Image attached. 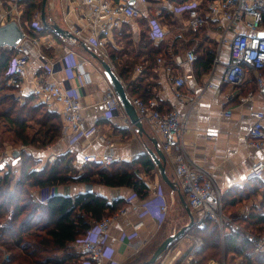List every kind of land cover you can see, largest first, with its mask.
Wrapping results in <instances>:
<instances>
[{
  "label": "crops",
  "instance_id": "obj_1",
  "mask_svg": "<svg viewBox=\"0 0 264 264\" xmlns=\"http://www.w3.org/2000/svg\"><path fill=\"white\" fill-rule=\"evenodd\" d=\"M73 1L79 0H50L46 20L49 25L53 22L57 23L69 32L80 29L82 35L79 41L72 44L66 36L60 34L56 36L51 32L39 33L42 53L45 55V58H42L39 55L38 47L30 39L23 40V43L31 50V55L26 65V74L22 78L21 88L25 96L30 95L33 86L41 79L57 80L66 86L73 87L80 100L85 122L88 126H96L98 134L106 138V142H101L97 135L82 137L71 145L73 133L65 129L63 138L57 146L49 150L50 154L72 150L75 155L74 164L78 169L83 156L94 152L106 153L113 151L115 154L122 156L123 160L134 159L140 154L147 153V147L155 149L152 138L156 137L158 140L160 138L146 124H144L146 133L140 134L137 128L132 125L125 110L116 113L112 119L107 117L103 100L106 92L113 87L102 64V60L106 58L98 53L99 51L94 45L85 41L87 36L92 34L93 25L81 19L82 12H87V9L78 7L74 10L75 5L72 6L71 3ZM194 1L202 8L203 0H190L189 2ZM131 2L141 8L142 15L137 19L122 17V25L114 30L109 38L108 47L117 50L122 49L120 41H123V37L129 32L132 33L135 43L142 39L144 33L148 34L155 45L169 43L168 49L171 58L163 55L159 56L165 58L166 63H159L158 57L151 69H144L139 64L134 69L131 79L139 81L144 93L157 97L163 111L175 108L181 112L183 117L187 118L185 143L188 152L200 165L214 170L219 183L224 186L226 192L233 188L243 189L249 182L246 180L247 172L253 164L264 157V151L248 146L244 138L254 122V118L250 116L251 111L263 107L264 92H256L248 101L241 102V95L257 88L253 75H248L246 83L242 86L235 87L224 83L221 85L220 90L208 88L202 93L204 81L209 73L197 77L194 66L192 68L188 61L182 65H177L174 62V55L183 54L190 48L187 46L189 42L187 33L190 31L189 14L187 9L184 8L187 3L172 2L170 0H133ZM19 22L24 28L22 22ZM33 22L35 24H32V27L36 32H40L47 26L41 15L35 17ZM171 28L180 29L172 41L170 40ZM210 29V33L217 43L221 25L213 24ZM24 31L26 32L25 28ZM26 33L32 36L28 32ZM119 35L122 38L117 41L116 37ZM175 42H178L176 43V49L173 48ZM71 51L73 54L67 60L70 62L72 59L83 65L85 68L84 80H80L77 71L74 77H70L68 74L64 56H69ZM60 58H63L61 60L62 67L58 66L60 69L50 74L46 65L52 63L51 59L58 60ZM221 58L223 61L230 59V49L227 45L223 48ZM111 63L116 70V63L112 58ZM171 66L176 69L177 76L186 74L190 76L192 73L195 76L194 78L188 77L186 85L181 88L186 94L182 99L176 94L174 76H170L167 71V68ZM138 67H141V71L137 70ZM223 73L224 67L220 66L214 75V81L220 82ZM228 96L229 99H227ZM194 98H198L197 101H194ZM227 109L232 110L231 116H225L222 113L223 110ZM56 112L63 119L62 113L60 111ZM49 151L47 150L46 153L48 154ZM8 159H6L7 162ZM45 162L46 158H43V163ZM8 167L6 163H0V175L6 173ZM166 168L168 174L175 180L172 163L168 158ZM140 176L146 180L150 187V197L156 195L157 192H161L169 209L172 199L177 197L190 221V213L181 196L183 195L187 201L185 193L178 186L177 190L171 188L162 178L157 166L151 173L143 172ZM53 190L54 193L74 196L85 190V184L57 186ZM94 191L104 195L109 201L120 197L127 199L133 193L132 189L128 187H109L104 184L94 185ZM146 200H132L128 215L118 218L112 224L106 243L108 256L106 264H136L141 262L143 258L141 256L145 253L143 251L147 246L141 250L142 252H136L128 246V240L134 235H140L142 238H150L149 241H151L156 230L165 226L169 218V211L164 216L160 208L156 206L150 212L145 206ZM198 216H200V213L195 214L196 219ZM175 241L173 247L175 250H181L183 257L189 253L193 246L194 235L184 234ZM211 264H216V262L214 261Z\"/></svg>",
  "mask_w": 264,
  "mask_h": 264
},
{
  "label": "trees",
  "instance_id": "obj_2",
  "mask_svg": "<svg viewBox=\"0 0 264 264\" xmlns=\"http://www.w3.org/2000/svg\"><path fill=\"white\" fill-rule=\"evenodd\" d=\"M2 1L7 3V0ZM170 1L188 3L190 0ZM210 1L203 0V12L208 10ZM21 3L24 6L22 25L26 32L32 36L48 32L59 36L51 24L40 32L32 27L43 0H22ZM210 30V26H205L198 33H187L188 47L195 45L198 39L195 48L198 58L194 63L197 77L212 70L216 57L217 43ZM143 35L137 43L138 50L133 47L130 50L113 49L110 56L130 95L147 100L153 95L144 93L139 81L131 79L134 69L139 64L144 69H151L159 56L171 58V53L169 43L155 45L148 34ZM123 39H126L123 42L127 45L134 44L130 32ZM176 43L173 44L174 49ZM0 51V118L7 121L19 142L37 149L36 153L26 150L20 151L18 156L13 153L12 158L8 159L7 172L0 175V246L9 255L7 259L0 260V264H83L81 252L74 246L75 241L81 239L86 230L105 215H115L121 208L131 204L121 197L109 201L96 191L84 190L70 196L50 194L48 189L80 183L104 184L109 187H128L137 194L135 199L146 200L150 197V187L140 174L151 173L156 164L148 153H143L134 159L108 165L87 163L83 171H79L74 164L73 151L67 150L58 153L54 162H46L39 168L42 158L38 154L45 146L54 145L61 139L64 121L58 112L50 110L37 96L30 94L20 100L9 92L18 90V86H9L5 77L9 61L17 53V48L0 47ZM255 90L258 92L257 88ZM35 125L39 128L31 132ZM19 159L22 160L20 172L15 174L14 164ZM39 191H43L45 200L38 198L36 192ZM256 195H261L260 203L255 204L257 208L243 215L236 212L238 204ZM225 211L230 212L236 223L234 227L229 226L224 235L228 263L235 264L241 258L239 264H264V251L256 250L255 243L247 235V231L264 235V181L250 180L243 189L233 188L225 192ZM187 232L198 234L205 241L199 252L198 264H211L214 261L218 264L221 261V234L216 221L208 220L205 229L194 223Z\"/></svg>",
  "mask_w": 264,
  "mask_h": 264
},
{
  "label": "built area",
  "instance_id": "obj_3",
  "mask_svg": "<svg viewBox=\"0 0 264 264\" xmlns=\"http://www.w3.org/2000/svg\"><path fill=\"white\" fill-rule=\"evenodd\" d=\"M14 1L18 4L22 0ZM71 3L72 6L75 5L74 10L78 9V7L87 9V12H82L81 19L93 25V32L90 36H87L85 41L94 45L96 49L102 51L106 56L109 54L107 50L109 38L114 30L122 25V17L137 19L142 15L141 8L131 3L130 0H79ZM184 8L185 10L187 9L189 14L190 31L194 33L200 32L205 26L221 25V30L217 37L216 57L212 70L207 74L204 81L202 93L208 88L220 90L221 85L224 83L235 87L242 86L246 83L248 75H253L257 91L262 92L264 87V36H261L260 32H264V0H212L208 4V10L205 12L202 11L196 1L185 4ZM6 11L8 10L3 11L5 13H0V25L6 24L11 20L20 21V18L12 17ZM40 15L38 13L37 17ZM81 35V30L77 29L70 31V35L66 37L69 38L72 44H76ZM27 38L38 47L39 55L45 58L42 53L40 38L38 36L32 37L26 33L23 40ZM23 40L15 47L17 48V53L9 61L5 74L8 84L18 86L17 97L20 100L25 97L21 88L22 78L26 74V65L31 55V50L23 43ZM197 44L198 42H195V45L188 48L183 54L174 55L175 64L182 65L188 61L193 68L198 58L195 50ZM226 45L230 49V59L223 61L221 53ZM72 54L73 52H70L67 59ZM67 59L65 62L68 74L70 75L72 71L76 74L77 71L80 80H84L85 68L83 65L72 59L68 62ZM158 62L164 64L166 59L159 57ZM57 65L56 62L52 65L47 64V71L52 74ZM220 66L224 67V73L221 81L215 82L214 75ZM112 67L114 66L112 65ZM137 70L141 71V67H138ZM175 70L172 66L167 68L170 76H174L176 94L182 99L186 94L181 88L186 85L188 77L194 78L195 76L193 73L190 76L187 74L177 76ZM255 93L256 90L252 89L247 94L241 95V102L248 101ZM31 94L37 96L38 100L45 103L50 110L62 113L66 129L73 133L71 145L82 137L93 135H97L101 142H106V138L98 134L96 126H88L85 122L80 100L73 87L66 86L57 80L41 79L33 86ZM131 98L137 108L140 120L149 126L160 138L161 147L173 165L177 186L185 193L192 213L194 216L200 213L197 219L195 217L194 223L199 228L205 229L207 221L214 220L218 223L224 237L230 228L229 226L234 227L236 225L223 211L226 190L219 183L214 170L200 165L188 152L185 143L187 118L183 117L181 112L175 108L163 111L160 100L157 97L147 100L133 96ZM197 99L194 98V101H197ZM227 99H229V96ZM103 104L109 119L114 118L116 113L124 110L113 88L106 92ZM222 113L225 116H231L232 110H223ZM250 116L254 118V122L244 138L248 146L264 151V104L261 109L251 111ZM132 125L135 126L134 124ZM26 147L23 145V149H28ZM56 156L55 154H50L47 159L52 162L56 159ZM2 158L5 159V157ZM122 160V156L115 154L113 151L106 153L94 152L83 156L79 167L83 168L87 163L108 165ZM21 164V159L15 162L14 173L20 172ZM246 180L264 181V157L251 166L246 174ZM136 197L137 194L133 192L132 196L126 200L132 204V200L134 201ZM145 206L150 212L153 207H159L164 216L169 211V206L161 192H157L156 195L147 199ZM129 210L130 206H126L121 208L115 215H105L100 221L91 225L81 239L75 241L74 246L81 252L82 259L85 260L83 264H106L108 257L106 243L110 235V228L115 220L128 215ZM247 235L255 243L256 250L264 251V236H258L248 231ZM148 243L149 240L140 237V235H134L128 240V246L132 247L136 252L141 251ZM203 246L204 240L200 236H194V243L188 254L182 257L183 252L175 250L173 245H171L155 264H197V254L202 250ZM8 256L7 253L5 259ZM218 264L231 263H228L224 258Z\"/></svg>",
  "mask_w": 264,
  "mask_h": 264
},
{
  "label": "rangeland",
  "instance_id": "obj_4",
  "mask_svg": "<svg viewBox=\"0 0 264 264\" xmlns=\"http://www.w3.org/2000/svg\"><path fill=\"white\" fill-rule=\"evenodd\" d=\"M49 3H50V0H48V2H47V6H46V12H45V14L47 13V8H48V5H49ZM9 7V8H8ZM42 8H43V4H42ZM42 8L41 9H39L38 11H37V13H36V15H35V17H37V14L39 13V14H41L42 13ZM5 10H8V11H6V12H9V14L12 16V17H18V19L20 18V21L22 22V14H23V11H24V6L22 5V3L21 2H19L18 4H16V1H14V0H7V3H5L4 1H2V0H0V13H5V12H3V11H5ZM169 27H171L170 25H169ZM180 29L179 28H171L170 29V40L172 41V39H174V37H175V35L178 33V31H179ZM117 38V41H119V38H120V40H121V38H122V36L121 35H119L118 37H116ZM124 40H126V39H124ZM123 40V41H124ZM123 41H120V45L122 46V48H126V49H131L132 47L133 48H136V50H138L139 49V46H137V43H135L134 42V44L132 45V46H130V45H127V43L126 42H123ZM196 42H198V41H196ZM178 43V42H177ZM194 46V45H193ZM98 50V49H97ZM107 50L109 51L108 53V56H106L102 51H100V50H98L99 52L98 53H100L104 58H106L105 60H107L108 62H109V60H110V64H112L111 63V56H110V52L113 50V48H107ZM72 52V51H71ZM67 55H65L64 56V59L66 60L67 59ZM63 58H60V59H58V60H54V59H51L52 61L51 62H53V63H50V65H52V64H54V62H56L57 64H59V62H61V60H62ZM56 69V68H55ZM121 78V77H120ZM122 79V78H121ZM123 80V79H122ZM128 80H130V78L128 79ZM127 80V81H128ZM123 82H124V80H123ZM6 83L8 84V82H7V79H6ZM124 84L126 85V83L124 82ZM9 86H11L10 84H8ZM127 88V87H126ZM10 93L12 92V95L13 96H17V92H18V90H16V91H9ZM8 92V93H9ZM129 93V92H128ZM130 94V93H129ZM134 97H136V98H138L139 96H134ZM139 98H141V97H139ZM8 104V103H7ZM4 106H2L1 108H3ZM48 107V106H47ZM49 108V107H48ZM64 121V120H63ZM39 127H37V125H35L33 128H32V130H31V132H36V130L38 129ZM66 129V124H65V122H64V130ZM63 136H64V132H63V134H62V137H61V139L63 138ZM60 139V140H61ZM60 140L56 143V144H54V145H49V146H45L44 147V149L41 151V153L40 154H38V156L39 157H41L42 159V161H41V164L39 165V168H41L44 164H46V162H51V161H48V159H47V157L50 155V149H52V147H55V146H57L58 144H59V142H60ZM23 145H25V144H23L22 142H19L17 139H16V137H15V134H14V131H13V129L10 127V125L7 123V121L4 119V118H0V163L2 164H4V163H8L7 161H6V159L7 158H12V156H13V153H14V151L15 150H18V151H23V150H26V151H29V152H32V153H36V151H37V149L34 147V146H32V145H25V146H27L26 148H28V149H23ZM49 151L48 152V154L46 153V151ZM53 154H55V153H52L51 155H53ZM55 155H58V154H55ZM2 157H5V159L4 158H2ZM43 158H46V162L45 163H43ZM56 158H57V156H56ZM4 160V161H3ZM56 160V159H55ZM54 160V161H55ZM54 161H52V162H54ZM21 162H22V160H21ZM172 167H173V165H172ZM79 171L80 170H82L83 171V168H79L78 169ZM173 170H174V168H173ZM19 173V172H18ZM18 173H15V174H18ZM70 185V184H69ZM69 185H59V186H69ZM97 185V184H96ZM49 191V193H54V190H53V188H51V189H48ZM36 194L38 195V197H39V199L40 200H45V197H43V196H45L44 194H43V191H39V192H36ZM260 201H261V195H256V196H253V197H251V198H249V199H244L240 204H238L236 207H235V209H236V212L237 213H239V214H241V215H243V214H246V212L247 211H249L250 209H252V208H257L256 206H255V204H257V203H260ZM263 210V209H262ZM223 211H224V208H223ZM224 213H226V215L227 216H229L232 220H233V218L230 216V212H224ZM234 222V221H233ZM189 223V220H188V215H187V213L185 212V210L184 209H182V207H181V205H180V200H178L177 199V197L176 198H173L172 199V202H171V206H170V209H169V218H168V221L166 222V224H165V226H163L161 229H159L158 228V230H156V232H155V235L153 236V238L151 239V241H149V243L146 245L147 246V248L143 251V252H145L142 256H141V258L143 259H141V262H144L145 260H148L151 256H152V254H153V252H152V250H153V248L155 247V246H159L160 244H161V242L166 238V237H168L169 235H171L172 233H174V232H176V231H178V230H180L182 227H184L185 225H187ZM249 232V231H248ZM193 234V233H192ZM220 234H221V246H222V257H221V261L220 262H222L223 261V259L225 258L226 259V261L228 262V260H227V254H226V251H225V244H224V237L222 236V233H221V231H220ZM254 234V233H253ZM186 235H187V232H186ZM255 235H257V234H255ZM151 236V237H152ZM194 236L196 237H198L199 235L198 234H194ZM258 236H264V235H258ZM201 237V236H200ZM202 238V237H201ZM146 239H150V238H146ZM203 239V238H202ZM204 240V239H203ZM204 245H205V241H204ZM156 247V248H157ZM156 250V249H155ZM201 251V250H200ZM142 252V251H141ZM140 252V253H141ZM139 253V254H140ZM6 254H7V251H5V249H3L1 246H0V260H4L5 259V256H6ZM142 254V253H141ZM197 260H198V262L200 261V255H199V253L197 254ZM84 261V262H83ZM240 261H241V258H238L237 259V261H236V263L235 264H239L240 263ZM87 262V261H86ZM198 262H197V264H198ZM82 263H85V260L84 259H82ZM139 263V262H138ZM137 264V263H136ZM216 264H217V262H216Z\"/></svg>",
  "mask_w": 264,
  "mask_h": 264
},
{
  "label": "water",
  "instance_id": "obj_5",
  "mask_svg": "<svg viewBox=\"0 0 264 264\" xmlns=\"http://www.w3.org/2000/svg\"><path fill=\"white\" fill-rule=\"evenodd\" d=\"M133 1V0H131ZM130 1V2H131ZM48 0H43V8H42V19L46 25H48L47 20H46V6H47ZM132 3V2H131ZM51 27L53 30L62 36H67L70 35L69 30H66L62 26H60L57 23L51 24ZM26 35V32L24 31V28L21 26L20 22L17 20H11L7 22L6 24L0 25V47H10V48H15L17 45L21 43V41L24 39ZM261 36H264V32H260ZM102 64L105 69V74L113 87V89L116 91L123 109L126 111V113L129 116L130 121L132 124L135 125L137 128V131L140 134L146 133V128L144 123L140 120V116L138 114L137 108L133 103V100L131 96L129 95L126 85L124 84L123 80L120 78L116 70L112 67V65L107 61V60H102ZM62 67V63L59 62V65L56 66L55 70L60 69L59 67ZM74 71L70 73L71 77H74ZM264 92V87L262 89ZM152 141L154 142L155 149L147 147V153L151 156L153 159L154 163L158 167L160 174L164 181L174 190H177V183L176 181L168 174L166 164H167V157L164 152V150L161 147V144L159 140L156 137L152 138ZM18 150L14 151V155L18 156L19 155ZM85 191L86 192H92L94 191V184H86L85 185ZM182 200L184 204L187 206V210L190 213V221L187 225L182 227L180 230L172 233L168 237H166L161 244L156 248V250L153 252L152 256L148 259L145 260L144 262H139L137 264H155L157 260L161 257V255L168 250V248L177 240L179 237L182 235L186 234L187 230L191 228L195 222V216L191 211L190 206L188 205V202L184 198L183 195Z\"/></svg>",
  "mask_w": 264,
  "mask_h": 264
}]
</instances>
